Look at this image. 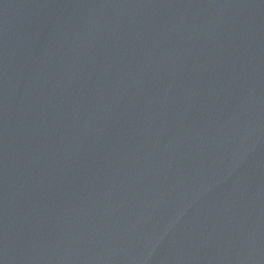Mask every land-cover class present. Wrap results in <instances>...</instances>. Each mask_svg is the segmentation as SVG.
Masks as SVG:
<instances>
[{
    "label": "water",
    "instance_id": "water-1",
    "mask_svg": "<svg viewBox=\"0 0 264 264\" xmlns=\"http://www.w3.org/2000/svg\"><path fill=\"white\" fill-rule=\"evenodd\" d=\"M0 264H264V0H0Z\"/></svg>",
    "mask_w": 264,
    "mask_h": 264
}]
</instances>
